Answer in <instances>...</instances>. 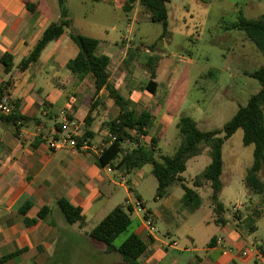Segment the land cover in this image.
<instances>
[{
    "label": "crops",
    "instance_id": "obj_1",
    "mask_svg": "<svg viewBox=\"0 0 264 264\" xmlns=\"http://www.w3.org/2000/svg\"><path fill=\"white\" fill-rule=\"evenodd\" d=\"M26 1L32 5V10L26 7ZM126 1L73 0L70 4L64 0L67 17L74 29L76 22L81 21L76 13L81 8H87L86 5L94 10L97 4L107 11L123 10L128 27L144 16L150 20V13L140 7L138 0L130 3L131 8L125 11ZM170 1H166V10ZM82 17L85 19L84 14ZM58 18V0H0V57L9 53L13 62L7 73L0 63V87L11 96L13 105H17V113L25 118L17 135L11 122L0 119V264H77L73 256L76 250H84L89 260V254L95 253L113 264H127L118 253H106L104 244L90 237L89 231L116 205L130 204L134 209L129 189L135 192L142 211L147 212L146 216L154 217L164 229L160 232L152 219L154 228L148 231L143 224V216L136 213L135 221L122 232L125 234L123 240L128 234L135 233L146 245L139 258L140 264H256L249 257L239 256L238 251L251 243L264 250V234L261 233H264V200H260L264 191L252 194L246 189V199L235 204L239 210V223L252 218L244 229L230 219L226 210V223H214L212 208L210 203L207 204L212 215L205 223L219 226L220 231L198 246L186 220L188 212L181 201L183 190L179 185L173 186L177 192L173 190L170 195L161 198L164 200L155 211L144 206L136 186L147 173H151V164L146 163L126 175L111 166H108L109 169L106 165L98 166L96 157L99 154L96 152L75 148L52 150L48 147L45 133H37L36 126H44L42 130L47 132L58 129L56 125L61 121L62 111L68 113L71 108L69 116L80 121L83 131L91 132L90 139L95 143L101 142L97 145L105 144L109 135L108 122L119 113L104 88L95 93L91 74L78 79L67 68V61L78 52L68 30L49 41L36 62L23 70L19 68L20 61L29 55L43 30ZM121 38L120 43L97 39L95 54L108 56V81L119 93L122 92L120 94L127 100L128 107L137 114L143 110L150 112L152 125L147 129V135L140 139L148 143L151 137L156 138L159 149L161 141L169 138L172 132L177 138L175 127L180 116H172L168 110L160 112L165 92L172 86V62L159 49L158 39L148 45L145 53L138 47H130L127 36ZM152 44L155 46L150 47ZM148 59L155 68L154 92L144 88L149 79ZM180 59L188 60L183 56ZM88 113L91 121L86 124L84 118ZM122 190L124 202L119 201ZM196 191L201 193V190ZM206 195L210 194L206 192ZM60 198L81 209L85 217L84 226L66 221L57 204ZM26 202L30 206L22 214L20 208ZM204 203L202 199L196 210ZM108 205H111L110 208H107ZM24 218L34 222L25 225ZM89 219L95 221L91 227ZM229 247H232V252L227 251Z\"/></svg>",
    "mask_w": 264,
    "mask_h": 264
},
{
    "label": "rangeland",
    "instance_id": "obj_2",
    "mask_svg": "<svg viewBox=\"0 0 264 264\" xmlns=\"http://www.w3.org/2000/svg\"><path fill=\"white\" fill-rule=\"evenodd\" d=\"M68 2L71 4L73 0H68ZM96 6L97 8L94 10L89 9L86 5L87 8H81L76 13L81 20L76 22L78 28L75 27L76 31L79 30V33H85L98 40L105 39L109 43H120L121 36H127L130 37L127 40L130 47H138L145 53H147L145 49H148V45L157 40L162 32L160 22L150 21L145 16L138 18L128 27L126 13L123 10L112 12L107 11L101 4ZM239 9L247 18L258 17L264 14V0H171L167 3L169 35L160 39L158 46L165 54L166 59L172 62L174 77H172V86L167 88L165 98L160 103L162 110L160 112L168 110L172 116L175 114L190 116L197 121L201 130L220 128L222 123L231 118L239 105L245 104L248 97L259 90L258 81L244 75L243 72L257 69L264 63V56L242 31L223 29L225 24L237 19ZM82 12L85 19L82 17ZM83 20L90 23L85 24ZM135 44L136 46H134ZM180 56L188 58V60H181ZM137 69L141 71L139 68ZM120 93L122 94V92ZM71 110L70 108L68 113L67 111L63 112L69 115ZM83 125L85 128L86 125L84 123ZM40 126L39 134L45 133L46 136L50 133V131L42 130L44 126ZM175 132L177 134L176 127ZM242 134V129L238 128L224 140L222 147L224 166L221 180L223 187L219 194V200L223 203L225 210L230 213V219L236 225L238 224L236 216L239 210L235 204L246 199L244 195H246L247 188L243 185L242 180L246 169L253 161V145H244ZM174 137L176 135L172 132L169 138L166 137L161 141L156 154L171 155L178 143V138ZM123 145L129 147L133 144L126 141ZM208 160L209 157L202 154L187 162L186 169L180 174L187 186H191V179L201 172ZM262 164L258 177L264 183V161ZM155 184V177L152 173H147L144 180L136 186L144 206L152 212L164 200L154 199ZM173 190L177 192V188L172 187L169 195ZM196 190H201L200 194L205 203L198 210H194L195 212H188L186 220L191 226L196 244L201 246L213 234H218L220 227L213 223H205V220L212 215L211 209L206 206L210 202L209 196L206 195V192L210 194L209 186L196 188ZM247 191L252 193L249 189ZM129 195L134 208L130 212L132 222L135 221L136 213H139L143 216V221L153 219L157 229L164 232L159 221L152 216H146L147 212L142 211V206L135 205L137 196L133 189H129ZM260 196V200L263 201L264 193ZM119 197V201H123V190ZM110 206L108 205L107 208ZM94 222V219H89V227L93 226ZM244 225L245 223L242 222L237 226L244 229ZM261 233L264 234L263 231ZM124 235V233L119 234L114 239V244H120ZM86 255L88 254L84 250L73 252L77 264H113L105 257L95 253L89 254L91 260Z\"/></svg>",
    "mask_w": 264,
    "mask_h": 264
},
{
    "label": "trees",
    "instance_id": "obj_3",
    "mask_svg": "<svg viewBox=\"0 0 264 264\" xmlns=\"http://www.w3.org/2000/svg\"><path fill=\"white\" fill-rule=\"evenodd\" d=\"M133 1H126L125 11L131 8L130 3ZM166 1L138 0L139 5L150 13V20L160 22L162 25V32L158 40L168 34ZM25 5L32 10L30 3L26 1ZM58 9V20L43 30L29 55L20 61L19 68L23 70L30 63L36 62L44 46L49 41L58 38L64 30H68L69 37L78 47V52L67 61V68L78 79H82L86 74H91L94 78L95 93L104 88L108 97L113 100L119 110L118 115L108 122L109 135L104 141L105 144L101 152L96 157L98 166L108 164L123 174L129 175L144 164H151V173L156 179L154 199L166 197L170 188L179 185L183 190L181 201L187 212H192L201 205L202 198L196 188L204 187L207 184L210 188L209 203L214 214L213 221L216 224H225L227 221L224 217L225 207L219 200V194L223 187L221 180L224 166L222 147L224 140L229 138L238 128H241L243 144L253 145V161L243 176L244 186L254 194H261L264 191V183L258 177L264 161V63L253 71H244V74L258 81L260 88L248 97L245 104L238 106L231 118L221 128L201 130L192 117L181 115L176 122L178 138L176 148L171 155H157L156 138L151 137L148 143L142 142L140 139L141 136L147 135V129L152 125L150 112L143 110L137 114L128 107L127 100L108 81L106 72V66L109 62L108 56L95 54L98 40L81 34L72 27V22L67 17V7L64 0H58ZM223 29L242 31L245 37L264 56V14L255 18H247L239 9L237 19L225 24ZM154 44L150 47L155 46ZM0 63L3 71L9 72L13 66L12 56L9 53H3L0 57ZM146 65L149 66V79L144 88L154 92L156 86L155 68L150 64V59L147 60ZM0 92H3L1 87ZM16 108L17 105L14 104L13 113L6 116L0 115V119L11 122L14 126V133L17 135L19 126L22 125L25 118L17 113ZM18 120H22V123L18 124ZM89 121H91V116L88 113L84 122L89 124ZM56 127L59 128V125ZM83 138H91V132L84 130ZM126 141L134 146L124 148L122 145ZM202 154L209 157V162L201 172L191 179V186H187L180 174L186 169L190 159ZM57 204L68 223L84 226L85 217L81 214L79 207L73 206L64 198H60ZM29 206V202L24 203L20 208V213L24 214ZM131 210L130 204L116 205L92 227L89 236L102 242L106 253L116 252L127 264H140L139 258L145 251L146 245L137 234L130 233L119 245L114 244V239L130 226L132 222ZM237 218L239 219L238 216ZM251 221V217L244 219L245 224ZM23 222L25 225H29L34 220L24 218ZM239 222L238 220L237 223L239 224Z\"/></svg>",
    "mask_w": 264,
    "mask_h": 264
},
{
    "label": "built area",
    "instance_id": "obj_4",
    "mask_svg": "<svg viewBox=\"0 0 264 264\" xmlns=\"http://www.w3.org/2000/svg\"><path fill=\"white\" fill-rule=\"evenodd\" d=\"M13 108V101L8 92H0V115L6 116L13 113ZM60 117L61 121L59 122V128L51 130L50 133L45 136L46 143L50 149L59 150L64 148H75L80 151H93L98 154L101 152L104 146L103 144L97 145L92 139L83 138L84 131L80 121L69 117V115H66L63 111L60 113ZM17 123H22V120H18ZM35 130L39 133L41 131V126H36ZM106 166L108 167L109 165L107 164ZM136 206H140L138 201L136 202ZM143 224L148 231L154 228L150 219H145ZM227 251L232 252V247H229ZM238 254L241 257L253 259L256 264H264V250L257 244L251 243L245 246L238 251Z\"/></svg>",
    "mask_w": 264,
    "mask_h": 264
}]
</instances>
